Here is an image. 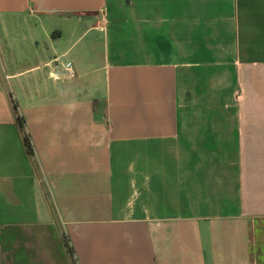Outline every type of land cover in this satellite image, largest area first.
Segmentation results:
<instances>
[{"label": "crops", "instance_id": "crops-1", "mask_svg": "<svg viewBox=\"0 0 264 264\" xmlns=\"http://www.w3.org/2000/svg\"><path fill=\"white\" fill-rule=\"evenodd\" d=\"M64 237L264 264V0H0V264H72Z\"/></svg>", "mask_w": 264, "mask_h": 264}, {"label": "trees", "instance_id": "trees-1", "mask_svg": "<svg viewBox=\"0 0 264 264\" xmlns=\"http://www.w3.org/2000/svg\"><path fill=\"white\" fill-rule=\"evenodd\" d=\"M17 121H18L19 126H20V128L22 130V133H23V142H24V145L26 147V150L29 153H31L32 152V145L30 143L29 136H28L27 132L24 130L23 118L19 114H17ZM63 244H64V247L66 249V252L68 253V256L70 258L71 263L72 264H77L76 258L74 256L73 248L69 244L68 240L65 237L63 238Z\"/></svg>", "mask_w": 264, "mask_h": 264}, {"label": "built area", "instance_id": "built-area-1", "mask_svg": "<svg viewBox=\"0 0 264 264\" xmlns=\"http://www.w3.org/2000/svg\"><path fill=\"white\" fill-rule=\"evenodd\" d=\"M65 69V77H70L73 74L72 67L70 65H67Z\"/></svg>", "mask_w": 264, "mask_h": 264}]
</instances>
